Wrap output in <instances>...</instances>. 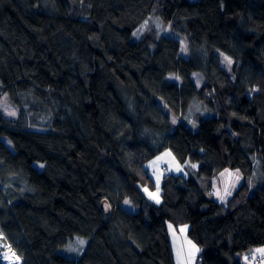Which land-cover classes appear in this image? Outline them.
Returning <instances> with one entry per match:
<instances>
[{"label": "trees", "instance_id": "1", "mask_svg": "<svg viewBox=\"0 0 264 264\" xmlns=\"http://www.w3.org/2000/svg\"><path fill=\"white\" fill-rule=\"evenodd\" d=\"M150 17L189 58L154 22L133 40ZM1 95L18 114L0 108V234L23 264H176L168 223L200 264L260 261L264 184L221 204L213 180L264 159V0H0ZM166 150L197 168L154 204L146 164Z\"/></svg>", "mask_w": 264, "mask_h": 264}, {"label": "rangeland", "instance_id": "2", "mask_svg": "<svg viewBox=\"0 0 264 264\" xmlns=\"http://www.w3.org/2000/svg\"><path fill=\"white\" fill-rule=\"evenodd\" d=\"M197 1V0H194ZM152 22L156 23L155 28L156 29H161V33L164 34L165 36H172L173 38L177 39L180 42L181 45V54L184 57H188V45L185 41V37L174 33V35L171 34L172 29L171 27L167 26L164 24V22L160 18H154L150 17L149 20H147L134 34H133V40L135 42H140L147 33L151 31V24ZM185 38V39H184ZM224 56V65L226 68L229 70L232 69L233 66V61L231 58H229L228 55L223 54L222 57ZM189 58V57H188ZM227 58V59H226ZM228 60L231 61V63H228ZM199 78V75L196 76ZM5 104L10 105V102L8 101V96L1 95L0 97V108L3 110V112L11 117L17 116L18 112L17 109H14L13 107H8L7 109L5 108ZM9 112H14L15 115H9ZM42 124L44 125L45 122H41L40 120L37 122V126L39 128V125ZM173 124L177 125L176 123V118H173ZM189 124H191V129L194 131L198 130V124L193 123V121H190ZM47 125V124H45ZM261 162L256 163L254 162L253 165V176L247 178L244 173L239 170V169H234V170H224L220 173H218L214 180H213V188L215 191L214 198L216 200H219L222 202L224 200L226 203H228L235 193L239 190V188L243 184H247L250 188V194H254L256 192V188L259 185L264 184V159H260ZM196 167H188L187 169L185 166H183L179 160L177 159V156L171 151V150H166L150 160L146 164V168L149 171L153 182H154V188L149 189L145 188L144 189V194L147 197L149 201H151L154 204H160L162 201V190H161V183L163 179L166 176H191L194 172L192 171L193 169L197 168V165L194 164ZM38 168L43 169L44 165L43 164H38ZM166 168L167 171H163V169ZM231 173L232 175H229ZM157 185L159 186V191H157ZM150 194H152L150 196ZM159 199V203L156 202V199ZM123 207L125 209L131 211V212H137L138 208L134 207L129 201L128 203H124ZM168 232L170 236V241L172 244V249H173V254L175 258V263L176 264H200L198 259L200 257V248L191 240L189 237V229L190 226L188 224H182L180 226H177L173 223H168ZM183 229V231H181ZM189 241L191 243H189ZM83 242V243H81ZM87 240L81 237H77L75 241L70 242L69 246H66L60 250V252L63 255H66L68 257H77L80 254V251L83 246L86 245ZM195 246L193 248L192 246ZM261 249H264L261 248ZM12 252L10 249V246L5 242V239L3 236L0 234V264H7L6 261L8 259V255ZM254 255L256 257H259L260 261L255 263V264H264V254L258 252L257 250L254 251ZM80 257V256H79ZM20 259L18 258V263H20ZM23 264V261H22Z\"/></svg>", "mask_w": 264, "mask_h": 264}, {"label": "water", "instance_id": "3", "mask_svg": "<svg viewBox=\"0 0 264 264\" xmlns=\"http://www.w3.org/2000/svg\"><path fill=\"white\" fill-rule=\"evenodd\" d=\"M264 152V151H263ZM107 206V208H106ZM102 209L104 211V214L107 216V217H110L111 214H112V208H111V205L109 204L108 201H103L102 203Z\"/></svg>", "mask_w": 264, "mask_h": 264}, {"label": "snow or ice", "instance_id": "4", "mask_svg": "<svg viewBox=\"0 0 264 264\" xmlns=\"http://www.w3.org/2000/svg\"><path fill=\"white\" fill-rule=\"evenodd\" d=\"M227 59V58H226ZM228 63H231V61L230 60H228ZM9 115H15V113L14 112H9ZM192 167H196L195 165H192ZM229 175H232L231 173H229ZM157 191H159V186L157 185ZM152 194H150V196H151ZM154 199H156V202L157 203H159V199L158 198H155V197H153ZM125 203H128V201H125ZM106 208H107V206H106ZM181 231H183V229H181ZM81 243H83V242H81ZM189 243H191L190 241H189ZM193 248H195V246L193 245L192 246ZM258 252H260V253H262V254H264V249H258L257 250Z\"/></svg>", "mask_w": 264, "mask_h": 264}, {"label": "bare ground", "instance_id": "5", "mask_svg": "<svg viewBox=\"0 0 264 264\" xmlns=\"http://www.w3.org/2000/svg\"><path fill=\"white\" fill-rule=\"evenodd\" d=\"M18 258L19 257L16 253H11L8 255V259H7L6 263L7 264H16L18 262Z\"/></svg>", "mask_w": 264, "mask_h": 264}, {"label": "crops", "instance_id": "6", "mask_svg": "<svg viewBox=\"0 0 264 264\" xmlns=\"http://www.w3.org/2000/svg\"><path fill=\"white\" fill-rule=\"evenodd\" d=\"M214 194H215V191H214ZM216 200V199H215ZM216 201H218L219 203H221V204H226V202L224 201V200H222V202H220L219 200H216ZM169 231V230H168ZM170 237V236H169Z\"/></svg>", "mask_w": 264, "mask_h": 264}, {"label": "built area", "instance_id": "7", "mask_svg": "<svg viewBox=\"0 0 264 264\" xmlns=\"http://www.w3.org/2000/svg\"><path fill=\"white\" fill-rule=\"evenodd\" d=\"M199 261H202V259L200 258V259H199ZM19 264H22V262L20 261V263H19Z\"/></svg>", "mask_w": 264, "mask_h": 264}]
</instances>
